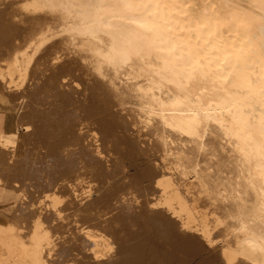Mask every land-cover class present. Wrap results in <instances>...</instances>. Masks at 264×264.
<instances>
[{
    "label": "bare ground",
    "instance_id": "bare-ground-1",
    "mask_svg": "<svg viewBox=\"0 0 264 264\" xmlns=\"http://www.w3.org/2000/svg\"><path fill=\"white\" fill-rule=\"evenodd\" d=\"M5 4H18L20 11L34 13L36 23L39 19L41 22L35 26L36 30L32 29L33 34L27 33L28 39L22 47L11 49L7 60L0 62L1 87L20 88L30 80L31 90H36L38 72L44 69L51 72L44 77L47 90L59 85L52 82L54 79L69 89L68 79L61 75L70 70L74 74V70L91 97L99 98L101 108H112L108 114L115 115L122 123L120 126L129 128L140 138L145 151L157 153L159 165L150 171L158 191L154 203L157 208L149 210L158 217L150 213L153 218L148 219L155 232L150 236L159 235L160 249L179 230L187 232L193 242L191 245L183 240L179 242L183 249L187 245L191 249L186 257L170 258L158 251L153 262L187 264L189 252L202 251L204 243L211 245L218 241V255L225 264H264V0H216L215 6L203 3L195 19L183 6V0H0V9ZM223 27H228L233 32L231 35H237L234 42L215 40L222 39ZM2 93L0 107L9 108L17 117L13 125L0 127V186L3 187L0 199L9 214L7 223L0 224V264H52L55 253L54 232H51L56 230L46 224L48 216L40 217L38 196L34 192L36 176L40 183L42 179L44 182L43 195L39 198H43L45 215L61 221L67 215V194L54 186L53 177L68 176L71 168L77 173L74 170L77 164L96 175L107 165L106 155L97 145V133L90 131L89 163L82 162L78 156L74 161V155L70 159L69 155H55L51 151L52 155L48 153L47 157L56 161L45 156L44 177H41L35 168L39 163L37 151L30 146L41 132L37 122L40 114L37 117L32 113L34 108V111L22 110L25 100ZM47 116L48 121L50 112ZM3 119L0 118L1 124ZM47 128L41 135L47 134ZM84 133L87 131L78 135ZM81 182L80 188H70L75 200L90 201L92 192L97 193L98 200L102 198L105 186H101V181L94 187L91 183L85 187ZM126 198L131 205L139 196ZM115 201L122 204L120 199ZM113 206L104 212L112 214ZM142 211L139 210L140 215L144 214ZM28 213L34 218L25 240L9 221ZM88 213L84 218L89 219ZM113 214L121 215L119 210ZM80 220L77 222L87 221ZM102 222L100 227V224L87 227L77 223L78 234L75 233L72 242L73 258L69 264H135L132 254L125 252V235L118 233L122 222V225L117 222L120 231L116 223H109L111 233L105 231L109 224L104 229ZM136 227L140 229V225ZM138 235L141 234L135 237ZM206 258L197 264H209Z\"/></svg>",
    "mask_w": 264,
    "mask_h": 264
},
{
    "label": "rangeland",
    "instance_id": "rangeland-1",
    "mask_svg": "<svg viewBox=\"0 0 264 264\" xmlns=\"http://www.w3.org/2000/svg\"><path fill=\"white\" fill-rule=\"evenodd\" d=\"M215 2H216V0H183V6H185L187 8L186 10L188 13L193 14V17L195 19L197 13L200 11V6L203 3H210V4L213 3V5L215 6ZM17 5L18 4H11V5L5 4L0 9V62L1 63H4L7 60V53L11 49L16 48V47H22L24 45V43L28 39L29 34H31V33L33 34V32H31L32 29L35 26L39 25L41 22V20L39 19L38 21H40V22H37L38 23L37 24L36 23L37 17H35L36 15L34 13H27L26 14L25 12L20 11L19 6L17 8ZM15 6H16V9H15ZM35 23H36V25H35ZM27 30L28 31L30 30V31L28 32ZM34 30H36V27L34 28ZM228 30H229L228 27H223L222 28V39H221V37H216L215 40H217V42H220V41H224V40L230 41L231 39H233V42H234V39H236L237 35H234L235 36L234 37L233 35H231L233 32L231 33ZM27 33H29V34H27ZM227 47H229V46H227ZM9 54H10V52H9ZM9 54H8V56H9ZM73 73L75 75L72 74V72L70 70V73L68 71L65 74L62 73V75H61V78H67L68 79V86L67 87L69 89H66L65 85L60 86L62 84L61 81L58 82V81H56V79H54L52 81V79L49 78L50 81H52L54 83L57 82L59 85L57 86L56 89L47 90V88L45 86L47 78H44V77H46L47 75H50L51 72H50V70H49V72L48 71L46 72V71H44V69H41L38 72V77H37L38 78L37 79L38 86H36L38 88L36 90H31L30 80L25 81L20 88L4 89L3 87L0 86V92H3L2 94L5 93V95L9 96V98L10 97H12L13 99L21 98V99H23V101L25 100L26 104H25V106L23 104L24 107L21 106L22 110H24V111H25V109L30 110V111L35 110L32 113H34L35 115L37 114V117H38V114H40L37 122L39 123V126H40L39 129L41 130V132H40L39 136L36 135L37 138L34 139V141L30 144V146L34 148L35 153L37 151L36 155H37V158H38L37 160L39 163H37L35 165L36 166L35 168H38V171L40 172L41 177H44V165L43 164L45 161V156L47 157L48 153L52 155L51 151L52 152L54 151L53 153L55 155L56 154L62 155V156L63 155L68 156L69 155L70 159H72V155H74V157H73L74 161L76 159L75 156H78V157H80V160H82V162L89 163L90 154H91L90 148L92 147L91 146L92 139L90 140L89 134L92 131L97 133V136H98V140L96 141L97 145L99 146L102 154L106 155L105 164L107 163V165L100 168L98 170V172H96V175H95V173H91L90 172L91 170L89 168H86V169H84L83 167L79 168L78 164H77L76 166H74V170H76L77 173L75 171L73 173L72 168L70 167L71 168L70 169L71 174H69L68 176L60 174L57 179H56V176L53 177V179H55L53 182L54 186L59 187L60 190H62V192H66V194H67V199H66V201H67L66 209L68 208V210L66 211L67 215L64 216L63 220H61V221H57V220L53 221V219H56L55 217H51L50 215H45V213H44L45 208L42 205L43 198H41V199L39 198L40 195H43L44 182L42 179V182L40 183L39 176H36L37 177L36 178V187L34 188L36 191L34 190V192H36L35 194L38 196V198L36 199L37 200L36 205H39L38 210L40 212V217L43 219H46V217L48 216L46 219V224H48L50 226V228H52L51 230H56V231L51 232V233L54 232L53 235H54V253H55L54 257H53L55 259V261L53 260L54 263L52 262V264H69L70 263L69 259L72 257L71 254L73 253V249H72L73 246L72 245L75 241L76 235L78 234V231L75 232V229L77 230L76 227L78 226V224H79V226H87V227L91 226L92 227V225H95V226L99 225L100 221L102 222V220H103L102 225L104 224V226H102L103 228L104 227L106 228L109 223H113L112 225H114L116 223V226H117L118 225L117 222H119V224H121V222H122L123 225L122 224L121 225L123 227L121 226V228H120L121 231L117 226V228L120 231L118 233L122 234V236L125 235V236H123V238L126 237L125 240H127L126 243H127V247H128V248L126 247L125 252L128 255L132 254V255H130V257L132 256L131 258L135 260V264H162V263L153 262L154 261L153 256H155V252H158V251L162 252V254H164L163 256H168L170 258L172 256H175V255H182V256L186 257L187 256V250H191V249H187L189 247V245H187V247L185 249H183L179 245V242L183 240L184 242H186V244L188 243L191 245L190 242H193V239L191 238V236L187 232H185L183 230H179V231L175 230L176 232H180V231L181 232L174 234V236L171 239H169L168 245L162 246L161 249H160L161 245H160L159 241H157L158 240L157 237L159 238V235L153 236V237L150 236L151 233L153 232L152 223H151V219L153 218L152 215H154L155 217L157 215L153 214L154 211L149 210V209L150 208L151 209L157 208L154 205V203L156 202V198L158 195V191L156 189V186L154 185V179L150 175V171H154V167H156V165H159L158 164L159 157H158L157 153L156 152L155 153H153V152L149 153V152L145 151V149L143 147L144 144L140 141L141 139L140 138L138 139L135 136V134L129 128L124 127L123 125L120 126L121 121H120V119H117L115 117V115L113 116L112 113L108 114V112L113 111L112 108H110V109L105 108V110L103 108H101V105H100L101 101L99 100V98L95 97L94 95H92V97H91V94H89V90L84 87L82 81L79 80V78L75 77L77 73L74 70H73ZM60 90H64V91L59 92ZM68 94H69V96H68ZM65 95H67V96H65ZM47 97H49V99ZM52 99L54 101L52 103H50V101ZM58 99L59 100L61 99V100L59 101ZM63 100H66V101L64 102ZM90 100L92 101V103ZM94 101L96 103H94ZM32 108H34V110H32ZM88 108H89V110H88ZM100 108L102 110H100ZM106 109H107V111H106ZM49 112H50V116H49L50 119L47 121L45 119H46V117H48L47 114ZM78 112H79L80 119H77ZM99 112H100V114H99ZM85 114H86V116H85ZM102 115L103 116L105 115V117L103 118ZM16 117H17V114H11L9 108H5L2 106L0 107V118H4L2 120L3 123L1 124V122H0V127H2V129H4V128L6 129L7 126L5 124L13 125L15 120H16ZM99 117H100V119H99ZM106 118H107V121H106ZM111 118H112L113 122H112ZM4 120H5V122H4ZM100 121L103 123L100 124L101 123ZM66 123H67V126L64 125ZM46 124H47V126L49 125L48 128H47ZM77 124H79V127H76ZM68 126H69V129H68ZM13 127H14V129H17L16 126H13ZM45 127L47 128L48 132L45 135L44 134L41 135V133L44 132ZM54 127H56V128H54ZM104 127H105V129H104ZM108 127H110L111 129H109ZM83 128H84V130H83ZM85 130L87 131V133L82 134V136L78 135L79 132H81V131L83 132ZM108 132L109 133L111 132L112 135L111 134L107 135ZM124 132H126V133L124 134ZM52 135H54V136H52ZM62 135H63V138L61 139ZM66 135H67V137H66ZM124 135H126V136H124ZM111 136H113V137H111ZM65 137H66V139H65ZM59 138H60L61 143L65 142L66 146L63 147V145H65V144H61L59 141ZM118 140H119V143H118ZM56 142L58 143V145H56L57 144ZM131 142H133V143L131 144ZM51 143L53 145H51ZM44 146H45V148H44ZM50 146H51V148H50ZM79 146H82L81 147L82 149H79L78 148ZM48 147L50 148V151H49ZM56 147H57V150H56ZM58 147L59 148L62 147V148L59 150ZM131 147H133V149ZM135 147H136V149H135ZM112 148H113V151H112ZM55 151H57V153ZM43 154H44V156H43ZM40 156H42V158L44 160L41 159ZM47 159L50 160L51 157L50 158L47 157ZM52 159H51L52 161H56L54 159V157ZM80 160H78V162ZM148 168H149V170H148ZM119 171H120V173H119ZM87 172H90L91 174H88ZM82 173H84V174H82ZM147 173H148V175H147ZM96 176H98V177L96 178ZM97 179L99 181H101V183L103 184L101 186H105V189H103V191H102V198L101 199H99V200L97 199V193L96 192H92V195H91L92 199L90 201L75 200L73 198V194H72V191L70 189L72 186H74V187L77 186L80 188V185H78V184H79V181L81 180L82 185H85V187L90 185L89 183H91V186L94 187L98 184ZM114 186L116 187V189H114L115 188ZM2 188L3 187L0 186V189H2ZM37 189H38V191H37ZM118 193H119V196H118ZM99 194H100V192H99ZM130 196L131 197L132 196H139V199L137 201H133V203L131 202L132 204L130 205L129 202L125 201L127 199L126 197H130ZM116 198L120 199L122 204L116 203V201H115ZM106 199H107V201H106ZM134 202L136 204H134ZM119 205H120V208H119ZM112 206L114 207L112 214L105 213V212H109V210L112 209ZM81 207L84 209H81ZM3 208H4V202L2 200V202L0 203V210H2ZM86 209H87V211H89V213L87 211L83 212ZM118 210H119V213L121 215L113 214V213L117 212ZM139 210H140V212L143 210L142 213H144V214L146 211L149 213H147L146 216H143L144 214L143 215L141 214L142 215V218H141ZM99 211H100V213H99ZM133 211H134V214H133ZM137 211L139 212V214ZM151 212H152V215H150ZM42 213H43V216H42ZM87 213H88L89 219L87 216H86V218H84V216L87 215ZM95 213H96V216H95ZM123 213H124V216H123ZM126 214H131V217L130 216L127 217ZM132 214L134 215L133 217H132ZM137 214L140 215V217L137 216ZM80 215H82L83 218H82V216L80 217ZM29 216H32V214H29V213L26 215L22 214V215H20V218L18 215V217L16 216L14 218V221L13 220L9 221L10 223H12L13 225H15L18 228L16 230V233H19V234H22V236L23 235L25 236L24 237L25 240L28 239L27 236L31 230V223H32L31 219L34 218V216L33 217H29ZM21 217H23V219ZM73 217L75 219L79 218V220L77 219L75 221ZM90 217H94V218L91 220ZM117 217H118V219H117ZM136 217L137 218L139 217L138 218L139 220ZM149 217H151V219H148ZM24 218H26V219H24ZM95 218H96V220H95ZM8 219L9 218H7V220ZM67 219L69 220V222ZM71 219H72V221H71ZM80 219H83V221H84V219H85V221L87 219V221L83 222V223L82 222L78 223V222L82 221ZM114 219H116V220L114 221ZM121 219H122V221H121ZM124 219H126V220H124ZM136 219H137V221H136ZM20 220L22 223L20 222ZM105 220H107L106 223H105ZM117 220H119V221H117ZM140 220H141V222H140ZM63 221L65 224L62 223ZM70 222H71V224L74 222V224H72L73 226L70 224ZM124 222H125V227H124ZM58 223H59V226H62V227H64V226L67 227V225H69V228H71V229H69L68 227H67L68 229L63 228L65 230V233H64V232H62L64 230L61 229L62 227L58 226ZM129 223H130V226H129ZM143 223L146 225H143ZM132 225H133V227H132ZM137 225L138 226L140 225V229H139V227H136ZM100 226H101V224L99 225V227ZM108 226H109V229L108 228H106V229L104 228V229H105V231L109 230V232L111 233V231H110L111 225L109 224ZM131 227L133 228V230H131L132 229ZM134 228H136V230ZM137 228L139 230H137ZM127 229H130V230H127ZM57 230H61V231H57ZM144 230H145V232H144ZM66 231L68 233H66ZM125 231H127V232L125 233ZM139 231H141V232H139ZM130 232H132V234ZM147 232H148V234H147ZM71 233H72V235L70 236ZM75 233H76V235H75ZM116 233H117V231H116ZM139 233L141 235H144L146 233L147 236L144 235V237H143L141 235H138L137 237H135ZM59 234H61V235H59ZM153 234H155V232H153ZM148 235H149V237H148ZM60 236H61V238H60ZM140 237H141V239H140ZM67 238H68V240H67ZM71 238H73V239H71ZM117 238H119V234H118ZM63 239L65 240V242ZM140 240H141V242L138 243ZM159 240L161 241L163 239H159ZM56 242L59 245L61 244V246H63V248H65V247L66 248L65 249L61 248L59 245H57ZM134 243H138L137 246H133ZM143 243H145V244L143 245ZM55 244H56V246H55ZM58 246H59V249H58ZM203 246L204 247L202 248V251L200 250L199 252H197V251L189 252L190 257H189V262L187 264H197L198 262L203 261L205 257H207L206 260H207V263H209V264H225L224 261L218 255L220 242L215 241L211 245L204 243ZM129 248H130V250L132 248L131 252H130ZM55 249L57 250V252L60 250V252L56 253ZM192 250H195V249H192ZM66 253H68V254H66ZM55 255H57V256H55ZM63 255L65 256V258L63 257ZM120 256H122V255H120ZM116 264H121V263L117 262ZM204 264H206V263H204Z\"/></svg>",
    "mask_w": 264,
    "mask_h": 264
},
{
    "label": "crops",
    "instance_id": "crops-1",
    "mask_svg": "<svg viewBox=\"0 0 264 264\" xmlns=\"http://www.w3.org/2000/svg\"><path fill=\"white\" fill-rule=\"evenodd\" d=\"M5 129V128H4ZM1 191V189H0ZM2 202V200L0 199V203ZM13 204H11L9 207H12ZM9 217V214L5 212L4 209L0 210V224H4L7 223V218Z\"/></svg>",
    "mask_w": 264,
    "mask_h": 264
}]
</instances>
